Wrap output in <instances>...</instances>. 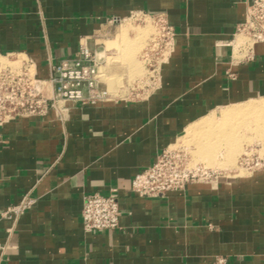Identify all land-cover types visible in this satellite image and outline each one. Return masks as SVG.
<instances>
[{"label": "crops", "instance_id": "obj_1", "mask_svg": "<svg viewBox=\"0 0 264 264\" xmlns=\"http://www.w3.org/2000/svg\"><path fill=\"white\" fill-rule=\"evenodd\" d=\"M252 0H0V54L25 55L50 96L52 65L97 43L113 17L162 13L174 48L141 98L67 103L0 126V264H264V172L191 183L163 197L131 191L134 175L223 107L264 97V42L236 58ZM115 189L118 228L86 232L82 196Z\"/></svg>", "mask_w": 264, "mask_h": 264}, {"label": "built area", "instance_id": "obj_2", "mask_svg": "<svg viewBox=\"0 0 264 264\" xmlns=\"http://www.w3.org/2000/svg\"><path fill=\"white\" fill-rule=\"evenodd\" d=\"M134 17L139 21L151 18L158 29V38L154 41L156 45L153 46L158 47L160 40L163 42L162 49L151 47L142 52L147 82H135L137 86L146 84L154 87L161 65L173 51L175 31L162 13L147 14L141 11L131 12L126 18L113 17L105 26L120 25ZM237 33L244 34L248 39L239 47L245 54L253 53L254 45L264 42V0H252L246 5L244 20L238 24ZM87 41L84 39L79 43L74 57L62 58L52 65L50 96L44 92L43 82L37 79L35 63L31 58L14 55L13 59H9L12 55L0 54V126L18 118L43 116L49 108L63 120L68 111L67 103L84 106L113 100L116 96L108 92L101 81L103 55L98 51L97 43L90 45ZM154 51L158 57H153ZM135 97L143 96L136 94ZM257 172H264V147L244 150L227 175L200 164L191 165L181 149L166 148L151 165L134 175L130 188L140 197H163L168 192L183 190L191 183L235 179ZM115 193L116 190L111 189L107 194H83L81 220L84 231L101 232L118 228L121 211ZM33 202L30 197H24L16 204L0 209V219L20 216L31 208Z\"/></svg>", "mask_w": 264, "mask_h": 264}, {"label": "rangeland", "instance_id": "obj_3", "mask_svg": "<svg viewBox=\"0 0 264 264\" xmlns=\"http://www.w3.org/2000/svg\"><path fill=\"white\" fill-rule=\"evenodd\" d=\"M121 28L124 29V31H125L124 34L127 37V39L136 43L135 48H134L135 50L134 49L132 50V52H135L136 55L134 53H133L134 55L133 54L132 55H133V58L136 57L134 60L136 61L135 63L138 66V68H137V66H135V68H133L131 70L126 65V63L123 61V59L121 61V58L125 57V54H127L129 52L128 48L122 47V49H120L117 52H115V51L111 52V53L109 52L110 51L109 45L112 44L113 42L114 43L119 42V44H122L124 46L123 39H120L121 37L117 36V33H119L118 31H120ZM140 30L143 32L141 33ZM145 31H146V33L144 34ZM137 33L138 34L141 33L143 36L139 34V36L141 38H137L138 37ZM157 35H158V29L154 25L153 20L151 18H148V17H146L144 21H139L135 17L130 18V19H126L120 25H115V26H111V27L104 26L100 30V33L98 36V41H97L98 51H100L103 55L102 65L104 66V64L105 65L108 64V66L106 65L107 66L106 75L103 74L104 72H102V74H101V81H102L104 88H106L108 90V92H110L111 94L115 95L118 98H120V97H122V98H134L136 96V94H138V96L144 97L145 95H147L149 93V91L153 88L152 86H149L146 84L145 85L139 84V86H137L135 82L138 80H141L142 82H145V81L147 82L146 67H145V64L143 63V60L141 58V54H142V52H144V50H147L151 47H153L155 49V47H157V46H153V45H156L155 40H156V38H158ZM125 36H124V38H126ZM237 36L242 37V39L244 41L248 40L244 34H238L237 33L235 35V38L233 41V46H234V43H235ZM136 39H138V40H136ZM162 43H163L162 40H160V45H158L157 49L161 48ZM137 45H138V47H137ZM136 49H138L139 51H137ZM136 52H138V53H136ZM237 52H238V56H241L239 58H243L245 52L240 51L239 48H238ZM153 53H154V56H153L154 58L159 56V55L155 54V51ZM239 54H241V55H239ZM9 59H13V56H10ZM101 69H102V71H105L103 68H101ZM129 70H130V72H129ZM112 74L114 76H112ZM117 76H119V77H117ZM114 78H116V79H114ZM108 79H110L114 83L111 87H108V83H107ZM263 101H264V97L259 98V99L249 100L246 102H242L240 104L229 105V106L223 107L221 109H218L215 113H212L209 118H205L201 121V122H203L204 120L207 121V120L213 119L212 121L216 122L214 124V125H216L218 123V121L221 120L223 124L221 123V121H219L220 123L217 124L218 127L220 125H222L221 127H224V126L228 127V126H230L229 125L230 122L227 123L228 125H226L224 122H228V121H232V120H235L238 122V121L244 120L241 123H239V122L237 123L235 121H232L233 124L231 122V126L228 127L230 129L224 127L226 130V132L224 131V133H226V134L228 133L229 130H231V131H229L228 135H226V136H228V138H225V141H223L224 144L221 141L222 139L217 140L216 137H214L213 135H209V136H207L208 139L203 138V142H207L205 140H208L209 143L208 142L207 143L210 145L209 150L207 152H203V153L196 152V151H200L199 148H197L198 146L196 144V141L198 140V136H196V137L194 135L192 136V134L188 130L186 132L187 134L185 133L178 140L176 145H174L172 148L181 149V151L186 154L188 161H189V164H191V165L200 164V165L205 166L207 168L221 171L224 175H227L229 173V171L235 167V164H236V161H237L239 155L244 150H247L250 148H257L258 149L260 147L261 148L264 147V131H263L264 130V119H263L264 117L259 119V120L255 119L256 120L255 122L257 125V127L255 126L257 128L256 129L255 127H253L255 125L254 119H251V118L248 119L246 117L244 118L243 116H241V117H239V119H241V118H244V119L239 120L238 117L235 116V119H234V117H231V120L226 121L224 119L226 117L222 116V114H224V112L226 110H229V109H233V108L239 109V106H241V109L250 107L252 104H254V105L257 104L258 106H260V105L262 106V105H264ZM220 114L222 117L220 116ZM212 116H214V117H212ZM238 116H240V115H238ZM222 118L225 121L222 120ZM226 119H229V117ZM248 121H251V122L249 123ZM201 122H200V124H201ZM236 123L241 125V126L237 125ZM242 123H243V126H242ZM244 124H246L248 126H244ZM210 125H211V127L208 126V129H206L207 126H205L204 130H209V129L211 130V128L214 125H212V124H210ZM232 125H234L235 130H232V128H231V127H233ZM251 127L253 128V130ZM259 127H260V129H259ZM213 128L216 129L217 127H213ZM231 132H234L233 135ZM239 132H241V133H239ZM194 137H195V139L193 140ZM210 137H212V138H210ZM229 137L231 139H229ZM212 140H214V141H212ZM218 141H220V142L218 143ZM230 141H232V142H230ZM226 143L228 145H226ZM211 146H212V149H211ZM226 151H228V152H226ZM241 174H243V173H241Z\"/></svg>", "mask_w": 264, "mask_h": 264}, {"label": "bare ground", "instance_id": "obj_4", "mask_svg": "<svg viewBox=\"0 0 264 264\" xmlns=\"http://www.w3.org/2000/svg\"><path fill=\"white\" fill-rule=\"evenodd\" d=\"M123 28H121V30L120 31H118L119 33H117V36H119V37H121L120 39H123V43H124V46L122 45V44H119V42L118 43H112V44H110L109 46V52L111 53V52H117V51H119L120 49H122V47L123 48H128V50H129V52L127 53V54H125V57H123V58H121V61H122V59H123V61L126 63V65L132 70L133 68H135V66H137L136 65V61L134 60L135 58H133V55L135 54V52H132V50L135 48V45H136V43H134V42H132V41H130V40H128L127 39V37L125 36V34H124V29L122 30ZM141 31V30H140ZM143 31H141V33H142ZM141 33H139L140 35H142ZM146 33V31L144 32V34ZM139 34L137 33V35H138V37L137 38H141L140 36H139ZM124 36L126 37V38H124ZM143 36V35H142ZM127 39V40H126ZM136 40H138V39H136ZM244 43V40L242 39V37H240V36H237V38H236V40H235V43H234V54H235V57L236 58H239V57H241V56H238V48L242 45ZM233 44V43H232ZM137 47H138V45H137ZM115 49V50H114ZM135 50V49H134ZM137 51H139L138 49H136ZM134 53V54H133ZM136 53H138V52H136ZM133 54V55H132ZM113 55V54H112ZM136 55V54H135ZM239 55H241V54H239ZM113 57V56H112ZM115 57V56H114ZM137 60V59H136ZM123 62V63H124ZM122 64V63H121ZM138 64V63H137ZM107 66H108V64H106ZM105 64H104V66L102 65V67L101 68H103L105 71H102V69H101V74H102V72H104L103 74H105L106 75V68H107V66H106ZM127 67V68H128ZM137 68H138V66H137ZM136 68V69H137ZM134 71V70H133ZM136 71V70H135ZM109 72V71H108ZM129 72H130V70H129ZM128 72V73H129ZM137 72V71H136ZM112 76H114L113 74H112ZM116 77V76H115ZM117 77H119V76H117ZM112 78V77H111ZM103 79V78H102ZM114 79H116V78H114ZM113 80V79H112ZM108 87H111L114 83H113V81H111L110 79H108ZM264 102V101H263ZM261 104V103H260ZM253 105V106H252ZM250 107H247V108H243V109H241V106H239V109H229V110H224L225 112H224V114H222V116H224V117H226V118H228L229 117V119H226V118H224L226 121L227 120H231V117H234V119H235V116H237L238 117V119H239V117H241V116H243L244 118L246 117V118H248V119H254V122L256 121V120H259V119H261V118H263L264 117V105H260V106H258L257 104L256 105H254V104H252ZM245 107V106H244ZM223 113V112H222ZM238 115H240V116H238ZM220 116H221V114H220ZM221 116V117H222ZM212 117H214V116H212ZM244 118H241V119H244ZM215 119V118H214ZM223 118H222V120H224ZM233 119V118H232ZM237 119V120H238ZM241 119H239V120H241ZM256 119V120H255ZM264 119V118H263ZM213 120V119H212ZM212 120H207V121H203V122H201V124H200V126L198 125V124H196V128L194 127V128H191L190 130H189V132L192 134V136L194 135L195 137L196 136H198V140L196 141V144H197V148H199V150L200 151H196V152H201V153H203V152H207L208 150H209V142H208V140H205V141H207V142H203V138L205 139V138H207V136H209V135H213L214 137H216V139L217 140H221L222 141V143H223V141H225V138H228V136H226V135H228V133H229V131H231V130H229L228 131V133L226 134V133H224V131L226 132V130H225V128H228V127H230L231 126V122L232 121H235V120H232V121H228V122H224L226 125H228L227 123H229L230 122V126H224V127H221L222 125H220L219 127H218V123H220L219 121H221V120H219L218 121V123L216 124V125H214L216 122H214V121H212ZM224 120V121H225ZM244 121V120H243ZM242 120L241 121H238L239 123H241V122H243ZM246 121V120H245ZM235 122H237V121H235ZM237 122V123H238ZM249 123L251 122V121H248ZM263 122V121H262ZM221 123H222V121H221ZM236 123V124H237ZM247 123V122H246ZM210 124H212V125H214L213 127H217L216 129H214L213 127L211 128V130L209 129V130H204L205 129V126H207V128L206 129H208V126H210L211 127V125ZM223 124V123H222ZM232 124H233V122H232ZM235 124V123H234ZM248 124V123H247ZM237 125H239V124H237ZM236 125V126H237ZM249 125V124H248ZM248 125H246V124H244V126H248ZM233 127H231L232 128V130H235V127H234V125H232ZM239 126H241V125H239ZM242 126H243V123H242ZM257 127V125H256V122H255V125L253 126V127ZM255 127V128H256ZM252 128V127H251ZM254 128V129H255ZM213 129V130H212ZM228 129H230V128H228ZM227 129V130H228ZM237 129V128H236ZM257 129V128H256ZM259 129H260V127H259ZM252 130H253V128H252ZM264 131V130H263ZM232 133V135H233V133L234 132H231ZM239 133H241V132H239ZM187 134V133H186ZM188 137V136H187ZM195 137L193 138V140L195 139ZM231 137V136H230ZM229 137V139H231ZM184 138V137H183ZM210 138H212V137H210ZM208 139V138H207ZM188 140V139H187ZM202 140V141H201ZM245 140V139H244ZM189 141V140H188ZM194 141V142H195ZM212 141H214V140H212ZM193 142V143H194ZM220 141H218V143H219ZM230 142H232V141H230ZM217 143V144H218ZM224 144V143H223ZM230 144V143H229ZM226 145H228L227 143H226ZM232 145V144H231ZM214 146V145H213ZM225 146V145H224ZM232 147V146H231ZM220 148V147H219ZM211 149H212V146H211ZM227 150V149H226ZM221 151V150H220ZM226 152H228V151H226ZM207 154V153H206ZM221 154V153H220ZM232 155V154H231ZM215 159V158H214Z\"/></svg>", "mask_w": 264, "mask_h": 264}]
</instances>
